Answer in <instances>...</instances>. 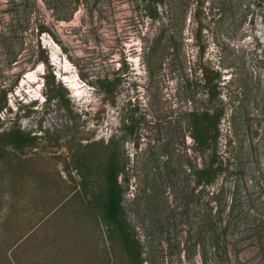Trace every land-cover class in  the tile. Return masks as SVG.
I'll return each instance as SVG.
<instances>
[{
    "label": "rangeland",
    "instance_id": "1",
    "mask_svg": "<svg viewBox=\"0 0 264 264\" xmlns=\"http://www.w3.org/2000/svg\"><path fill=\"white\" fill-rule=\"evenodd\" d=\"M163 9L157 22L134 0H0V90L19 75L0 129L13 124L40 135L23 149L0 144V249L8 235L10 247L25 238L20 258L18 248L7 249L13 264H50L55 245L79 262L128 264L106 230L81 227L75 212L56 231L64 236L43 244L47 237L52 242L53 218L75 185L66 170L70 147L119 137L123 118L133 114L139 139L121 147L130 178L124 206L143 244V264H264V0H167ZM161 31L149 73L146 53ZM172 36L178 45H171ZM15 56L18 63L10 66ZM204 64L220 67L226 88L233 71L242 74L249 90L244 108L233 112L222 91L227 108L219 150L231 156L230 170L243 172L227 180L241 222L219 255L205 223L208 196L184 207V191L193 186L189 167L203 162L192 149L187 112L207 101L192 83ZM117 72L122 80L112 104L92 83ZM50 74L65 87L69 107L49 101ZM88 217L84 212L82 219Z\"/></svg>",
    "mask_w": 264,
    "mask_h": 264
},
{
    "label": "trees",
    "instance_id": "2",
    "mask_svg": "<svg viewBox=\"0 0 264 264\" xmlns=\"http://www.w3.org/2000/svg\"><path fill=\"white\" fill-rule=\"evenodd\" d=\"M79 4L81 0H76ZM135 6L145 16L152 21H161L163 19V7H166L167 0H134ZM201 25V21H199ZM198 26V32H202V25ZM44 27L37 29L43 31ZM164 32L161 31L158 37L154 39L151 46L146 53V66L149 73L153 71L155 64L154 56L159 51L160 44L164 38ZM171 45H178L176 38L171 37ZM10 66L18 63L17 57L9 58ZM212 65H202L195 70V74L200 70V74L196 75V79L192 83L197 88V94L204 93L207 96V101L203 106L193 105L190 111L187 112L189 135L193 141L192 149L203 158V162L189 167V176L193 183L190 192L184 191V197L187 200L184 207H187L192 198H200L203 195L208 196L205 208V223L207 231L211 239L212 247L215 254L223 251L227 253V236L234 231V229L241 222L237 219V201L236 197H229V190L226 188L227 180L233 172L241 174L243 170L237 168L235 171L229 169L232 165L231 156L224 157L221 154L220 141L222 136L221 123L226 115L227 103H224L222 98V91L225 85L222 84L223 74L220 67H211ZM49 95V101H58L61 104L69 107V99L66 98L64 93L65 87L60 82H57L54 74L45 77ZM122 80L118 72L112 77L109 75L99 77L93 84L95 88L105 94V99L109 100L112 104L116 101L118 93V86ZM19 75L15 77L7 86L0 90V121L2 122V114L4 111H11L8 106V93L12 91L13 87L18 84ZM229 87L227 94L229 96V105L232 107V112L239 108H244L245 102L249 101L248 82L239 74L233 71L230 74ZM221 101V102H220ZM233 114V113H232ZM135 115H128L123 118L121 126L122 134L112 135L109 139H87L86 142L80 141L78 146L70 147L72 151L71 162L66 169L70 178L75 181V185H69V195L63 202L61 210L57 213V217L53 220L57 221V227L53 229L54 234L47 237L43 245H52L55 243L56 236L63 237V233L56 232L67 225V216L73 212L79 213V219L75 220L81 227L87 230L89 224L95 225L107 231L108 237L119 247L120 251L125 254L128 264H143V244L138 237L136 228L128 219V214L124 206L125 200V185L129 183L130 178L126 172V162L122 152V141L131 137V139L138 141L137 124L134 121ZM234 120H232L233 122ZM2 123L0 124V126ZM44 134V133H43ZM40 135L31 136L29 133L21 129L20 126L13 125L0 129V144L3 146H13L16 149H23L26 145H34V142ZM118 137V138H117ZM137 142L135 143V145ZM0 156L4 153L0 151ZM234 157L235 154H233ZM170 160L164 162L163 167L169 168ZM25 165V164H23ZM238 166L237 164L235 165ZM185 169V175H187ZM78 177L75 179L73 172ZM53 185H57V177L52 175ZM148 181V180H147ZM219 181L220 184H219ZM150 183V181H148ZM217 185V188L214 186ZM214 188V190H212ZM151 188H148L149 191ZM138 197L134 196L133 200ZM60 208L61 205H58ZM66 206L67 208H64ZM57 207V205L55 206ZM54 210V209H53ZM72 212V213H71ZM89 215L87 220L82 219L83 214ZM67 214V215H66ZM81 220L84 222L82 223ZM238 221V222H236ZM74 223H72L73 226ZM11 229H16L14 224ZM234 228V229H232ZM15 231V230H14ZM62 231V230H61ZM65 231V230H64ZM254 233V232H253ZM81 235V234H80ZM83 237L80 236L79 238ZM12 237H6V244L0 249V264H13L12 257L9 256L7 249L17 251L15 259L24 255L23 246L19 247L22 241L14 243L10 247V240ZM63 239V238H62ZM48 240V241H47ZM71 244H75L74 242ZM58 249V254L53 255L50 264H87L82 260L77 261L79 256L76 254L73 257L69 256L67 251H62V245H55ZM75 247L76 244H75ZM15 251V252H16ZM219 255V254H218ZM17 257V258H16ZM76 260V262H75Z\"/></svg>",
    "mask_w": 264,
    "mask_h": 264
}]
</instances>
